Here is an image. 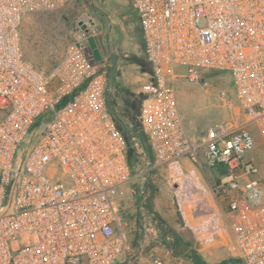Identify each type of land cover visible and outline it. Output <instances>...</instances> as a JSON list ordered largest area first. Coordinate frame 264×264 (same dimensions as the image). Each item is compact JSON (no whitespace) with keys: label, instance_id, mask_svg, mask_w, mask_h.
I'll return each instance as SVG.
<instances>
[{"label":"built area","instance_id":"2783aa9c","mask_svg":"<svg viewBox=\"0 0 264 264\" xmlns=\"http://www.w3.org/2000/svg\"><path fill=\"white\" fill-rule=\"evenodd\" d=\"M67 0H0V264H114L128 250L117 194L132 177L126 143L107 107L108 80L79 21L63 58L45 71L25 58L30 12ZM152 80L138 120L153 155L147 177L183 158L223 170L210 189L228 257L264 264V176L250 131L220 122L193 139L175 83L227 75L264 144V0H132ZM219 99L224 102L225 94ZM125 264L129 259L125 258ZM154 264H162L155 260Z\"/></svg>","mask_w":264,"mask_h":264},{"label":"rangeland","instance_id":"374dc122","mask_svg":"<svg viewBox=\"0 0 264 264\" xmlns=\"http://www.w3.org/2000/svg\"><path fill=\"white\" fill-rule=\"evenodd\" d=\"M120 2L128 5L132 24L118 21ZM84 19L93 20L97 26L92 39L101 57V70L107 76L108 93L119 113L127 99L139 102L144 96V86L152 80L140 21L132 0H67L61 9L28 13L21 25L23 55L45 71L53 69L63 58L76 24ZM232 88L227 75L215 71L203 72L197 82L180 79L175 83L178 110L189 135L198 142L202 141L207 129L220 122L250 131L255 139L252 153L258 157L264 176L263 141L255 124L249 122L239 108ZM221 92L225 94L224 102L219 99ZM199 160L200 165L188 159L191 168L200 173L202 190L191 187L189 173L179 164L155 168L148 181L146 161L142 160L143 167H139L117 194L120 216L127 222L128 250L114 264H125V258L129 259V264H154L155 260L162 264H193L168 250L164 242L173 240L170 237L164 240L165 236L157 228L176 232L183 225L184 210L191 214L192 223L203 220L202 223L211 226L206 231L212 232L207 239L202 238L200 244L194 228L200 229L201 225L195 223L194 227L192 224L190 230L186 227L184 238L190 252H196L204 264H214L228 257L221 240L228 238L229 233L226 229L217 232L222 223L210 195L211 187L223 175V170L208 167L201 153ZM148 204L152 213L147 212Z\"/></svg>","mask_w":264,"mask_h":264},{"label":"trees","instance_id":"16d2710c","mask_svg":"<svg viewBox=\"0 0 264 264\" xmlns=\"http://www.w3.org/2000/svg\"><path fill=\"white\" fill-rule=\"evenodd\" d=\"M141 100L136 102L135 100H131V98L127 99L124 103V107L118 113L114 100L107 92L106 103L108 111L111 114L117 129L125 140L127 150L126 159L132 175L139 170V167H143L142 160L149 162L150 164L153 162L152 152L138 120ZM152 173L153 172L149 173L148 181H150ZM146 209L148 213H152L150 204H148ZM157 228L162 232V235L165 236L164 240H167L169 237L173 240L172 242L167 240L164 244L168 250L173 251L177 257L189 260L193 264H204L196 252H190L188 242L184 241L180 234L173 232L172 230H163L162 227Z\"/></svg>","mask_w":264,"mask_h":264},{"label":"crops","instance_id":"0c3cea01","mask_svg":"<svg viewBox=\"0 0 264 264\" xmlns=\"http://www.w3.org/2000/svg\"><path fill=\"white\" fill-rule=\"evenodd\" d=\"M113 16H115V15H113ZM117 17L119 18L118 21L121 20L120 21L121 23L125 22V24H128V22H130V24H132L131 21H129V17L133 19V16L130 15L129 7H128L127 4H125V2H120V7H119V12L117 13ZM127 27H130V26L127 25ZM178 164H179V166L184 167L186 172L189 173V177L188 178H189V180L192 181L191 182V184H192L191 187L192 188H200L202 190V181L200 180V173H199V171L196 168H194V169L191 168L192 166H191V164H189L188 159L187 158H183V159H181L180 161H178L174 165H178ZM170 167H167V168H170ZM188 190L190 191V189H188ZM182 204H184V203H182ZM182 204H181V207H182ZM191 217H192L191 214H189L188 212H185V210H184L183 219H182L183 220V225L180 228H177L176 232L177 233L181 232L182 234L180 236L185 241V238H184L185 234H186L185 233V231H186L185 229L188 228V230H190L192 228V226H191L192 224H193V226L195 225V223L199 224V225H201L200 229L196 228L195 226H194L195 228L194 227L193 228L195 229V234L197 233V236H195V237L199 238V241H200V244H201V242L203 243V241H202L203 239L202 238L207 239L206 236L212 233V232H210V229L207 230L209 232L206 231V229L211 227V226L207 225L206 222L202 223L203 220H202V222H200V221L195 222V220H194L193 223H192V221H191L192 218ZM120 218H121V216H120ZM121 221H122V218H121ZM138 221H139L140 224L142 223L141 219H139ZM126 227H127V222L124 220L123 229L125 230V232H126V234L128 236ZM201 228H202V230H201ZM198 233H200L202 236L200 234H198ZM198 235H200V236H198ZM188 237H190V236H188Z\"/></svg>","mask_w":264,"mask_h":264},{"label":"water","instance_id":"95a60500","mask_svg":"<svg viewBox=\"0 0 264 264\" xmlns=\"http://www.w3.org/2000/svg\"><path fill=\"white\" fill-rule=\"evenodd\" d=\"M88 46H89L90 50L92 51L94 60L97 62L100 61L101 57H100L99 51L96 49V46H95L92 38L88 39Z\"/></svg>","mask_w":264,"mask_h":264}]
</instances>
